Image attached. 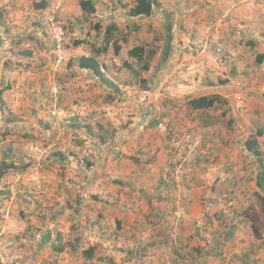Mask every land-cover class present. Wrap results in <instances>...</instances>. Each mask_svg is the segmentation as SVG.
<instances>
[{"label":"rangeland","instance_id":"1","mask_svg":"<svg viewBox=\"0 0 264 264\" xmlns=\"http://www.w3.org/2000/svg\"><path fill=\"white\" fill-rule=\"evenodd\" d=\"M93 1L103 16L115 15L114 19L123 23L113 31V39L126 46L115 58L119 66L109 73L115 81L116 93L109 99L104 98L105 92H95L100 97L99 105L88 108L86 114L72 115L66 122L64 119L69 116L63 118L60 112L50 114L52 109L59 111L58 86L51 84L54 69L51 61L56 50L51 48L45 17L54 13L65 32L63 58L60 62L55 60V68L68 61V53L72 58L79 53L73 41L83 37L88 42L102 43L103 27L112 21H103L99 31L91 28L87 32L88 26L76 27L75 31L71 26L75 20L71 17L80 23L77 19L89 15L80 8L79 0H0V88L11 83L15 93L33 102L25 105L33 118L25 129L26 126L17 127L24 119L13 115L11 107L0 98V159L7 158L14 165L7 171L12 173L11 180L0 187V264H106L109 258L115 264H148V243L160 236V228L155 225L159 220L154 212L147 211L149 201L142 194L150 188L144 182L141 185L146 166L139 165L141 172L137 168L138 174L129 173L128 178L108 173L96 183L92 179L95 166H101L99 160L110 158L107 153L110 150L98 146V137L110 143L120 141L124 146L132 140L139 157L152 154L155 159L169 158L176 165L175 171L192 174L188 189H194L190 205L194 208L187 213L192 215L187 220L189 225L182 226L184 229L189 226L194 236H197L195 229L203 235L215 232L226 247L221 246L222 250L230 247L233 251L239 247L234 242H244L250 233L253 239L264 236V200L262 204L258 196L264 197V191L253 187L259 166L243 143L249 134L247 127L264 128V120L246 112L248 120L240 115L237 118L241 124L237 119L236 128L235 123L227 121L228 117L236 119L231 115L234 111L228 100L209 108L206 114H192L187 105L188 99L198 95L218 93L224 97L223 91L257 89L258 81L248 77L258 67L256 55L264 51V43L260 41L255 46L257 42L252 35L258 31L255 36L259 38L264 33V0H152V12L147 18L129 16L128 9L134 0ZM112 1L118 12L110 5ZM95 21L96 18L91 20ZM227 31L231 36L225 37ZM134 45L156 51L148 69L142 68L145 57L139 62L126 52ZM245 50L249 68L237 82L233 78L231 82L226 75L237 74V59L233 58L243 56ZM229 56L233 59L232 67ZM40 57L34 62L33 58ZM125 61L128 65H124ZM141 78L148 79L145 87L141 86ZM224 79L225 82H220ZM143 89L150 92L142 94ZM232 101L233 109L237 108L240 114L243 106L237 102L246 100ZM39 111L51 116L52 127L40 129L45 120L37 115ZM205 118L209 121H201ZM14 121L17 122L14 128L7 125ZM33 122H41L40 128L35 130ZM214 129L222 137L220 143H212ZM146 138L155 148L158 139L175 147L170 150L172 155L166 156L169 149L161 155L159 148H143ZM50 142L51 150L46 156L29 148L32 144L40 147L41 143ZM134 150L125 155H131L132 159ZM89 160L97 164L87 167ZM128 165L124 168L130 170ZM159 172L162 170L155 167V173ZM223 173L233 179L225 183L215 179ZM214 174L211 180L209 176ZM243 183L244 195L238 196ZM174 189H170L171 193ZM115 199L118 204L110 206ZM119 205L123 209L117 208ZM230 226L234 227V240L223 237ZM55 244L64 245L63 250L57 252ZM89 245L95 246L91 259L81 253ZM140 252L137 257L132 255Z\"/></svg>","mask_w":264,"mask_h":264},{"label":"crops","instance_id":"2","mask_svg":"<svg viewBox=\"0 0 264 264\" xmlns=\"http://www.w3.org/2000/svg\"><path fill=\"white\" fill-rule=\"evenodd\" d=\"M122 1L124 2V0ZM227 2H229V0H227ZM102 3L103 2L101 1V4ZM113 3H115V1H112L110 5L114 9ZM93 4L96 7V11L90 13L89 15H86L87 17L82 18L83 20L77 19V20H80V23L76 22V19L71 17V19L75 20V24L71 25L75 31H78L76 27L81 28V26L83 27L88 26L87 32H89L91 28L96 31H99L100 28H102L101 25L103 24V21L105 20L108 22L112 21L111 23L116 24L118 26L116 30L120 28L119 26L122 25L123 23H120L119 18L115 20L114 19L115 15H112V17L110 18L103 16L104 14L103 11H99V12L97 11L98 10L97 3L93 1ZM117 9H118V6L116 9H114V11L118 12L119 10ZM149 16L150 15L148 16L142 15V16H137V17L147 18ZM132 17L133 16H131V18ZM93 18H96V21L94 23L91 22ZM97 25H99L98 29L96 27ZM109 25H105L103 27L104 28L103 33H105L106 27ZM230 29L232 30V27H230ZM230 31L226 32L225 37L231 36ZM254 32L255 33H252V35L254 36L255 41L257 42L255 46L259 45L260 41L264 43V37H263L264 33L258 38L255 36L258 34L256 33L258 31H254ZM103 35H102V40H103L102 43H100V40L98 41L93 40L91 42H88L86 41V39H83V37L82 38L79 37L80 40H82L80 44L75 45L72 43L73 45H75V47H78L77 52L79 53H75L73 58L70 57L68 53V57L66 56V58H69L68 61H66V63L64 62L60 64L58 68H55V64H56L55 59L51 61V65L53 64L54 66L52 67L54 69H53V72L51 73V84L58 86V93H57L58 104L56 105L59 108V112H60L59 116L62 115L63 118L64 116H69L67 120L64 119V121L66 122L69 121V118L72 117V115L76 116L78 112H81V114H86L88 108L99 105L100 97L95 95V92H105L104 98L110 99L115 96L114 93L116 92L113 91V88H116V85L114 83L115 81L112 79L109 73L113 71L112 70L113 67L119 66V63L118 61H116L115 58L122 54L121 51L123 47H126V46L124 44L120 45V50L118 52L119 54L118 53L116 54L114 52V47L111 44V46L108 45L109 47H107L106 51L99 52L97 54L95 53L94 50L100 46H103L104 41H105ZM230 43L231 42L229 39V45H231ZM234 48L235 47H233L232 49ZM228 49H231V47L229 46ZM71 50L75 51L76 49L73 48ZM247 54L248 52L245 50L243 53V56L238 55L236 58H233V59H237V62H236L237 74L234 72V76H233L227 73L226 76L229 79V81L232 82V78H233L234 81L237 82L239 80L238 78L240 77V74H244L243 71L249 68V65L246 64ZM259 54H262L263 58L260 62L258 61L257 69L255 68L253 70L254 72L253 73L251 72L249 77L247 75L248 78H252L255 81L256 80L258 81L256 84L257 89L251 92L249 91L240 92L241 89L239 91H234V93L229 92V91L222 92L225 99L229 101V105L231 104L230 107L232 106V111H234V113H231V115L233 114V116L236 118V119H232V117L230 118L228 117L227 121L228 122L231 121V123H235L236 128H237V124H236L237 119L240 121V119L237 117L241 115L245 121L246 119L248 120V118H246L247 117L246 115H248L246 114V112H249L250 115H252L255 119L257 118V120L258 119L264 120V51H261V53ZM81 55H85V56L95 55L97 59H99L100 62H102L103 65H105V68L103 69L104 71L103 78L96 76L92 74L90 71H88L87 69L81 68L78 66L77 58ZM33 59H34V62H36L42 58L40 57V58H33ZM233 59L232 57L229 56V64H231V67H232V63L230 61ZM244 61L245 63H242ZM251 67L252 66H250V68ZM256 70H258L257 73H255ZM76 74H78L79 76L76 77L75 76ZM9 85H10L9 88L4 89L0 96L2 100L1 102H4L6 106L8 105V107H11L10 111L13 112V115L22 117L24 119V121L20 123V125H18L17 127L18 128L25 127L26 126L25 124L31 123L33 121L31 112L29 111V109L25 107V105L29 106L31 105L30 103H33V102L31 101L30 98H26V99L23 98L24 95H22L21 93L20 94L15 93L13 91V87L11 86V83H9ZM94 85H98L97 89L94 88ZM258 89L259 91H257ZM117 98H120V97L118 96ZM250 98L252 99V102H250L251 101ZM232 100H246L245 102L242 101L241 103L237 102V104H239L240 106H243L239 110L241 111L240 114H237L236 112L237 108H235L236 110L233 109L234 102ZM19 106H21V108H18ZM189 111L192 114H197L198 112H200L198 110H193L191 108H189ZM37 115L39 117H42L45 121H42L44 122L42 124V128H40L41 122L37 124L33 122L32 126H34L35 130L37 127L42 130L47 125L52 127L51 116L47 115L46 112H42V111H39ZM53 120L55 123L56 120L55 119ZM47 121L50 122V124H48ZM201 121L208 122L205 119H202ZM240 124H241V121L239 125ZM5 125L6 123L4 124V126ZM7 125L14 128L15 125H17V122L16 121L9 122ZM25 129H27V126ZM247 129L249 130V133L254 132V130L256 131L258 129L263 130L262 134L258 136V140L260 141L261 144L264 143V128L260 127V128L253 130V128L247 127ZM212 132L215 133V137H211L212 143H220L222 137L217 136L218 135L217 129H214L213 131H211V133ZM222 136L225 137L224 135ZM216 138H218L220 141L219 142L216 141ZM245 139L246 138H244L243 143ZM133 142L139 143L134 139H133ZM144 142L145 143H142L144 144L143 148H149V149L151 147L155 148V146L152 144V141H150V139L146 138ZM97 143L99 147L101 148L106 147L108 148V150H110L109 152H107L109 153L110 158L107 160L105 159L99 160V163H102L100 164L101 166L99 165L95 166L96 169H94V171L92 172V179H94L96 183L104 179L105 175H107L108 173L113 174V172H116L117 175H122L123 177L128 178L130 177L129 173L131 175L138 174L136 170L138 168L140 171L139 165L146 166V170L144 171L145 175L144 177L141 178L142 179L141 185L143 186V182H144V186H148L150 188L144 187L146 189L142 192V194L145 200L149 201L148 202L149 204L147 203V206H148L147 211L149 212V214L154 212V215L157 216L156 220H159L158 222H156L155 225H158V227L160 228L159 237H155L153 241L149 238L150 239V242L148 243L149 252L147 253V257H146L148 264H172V261H173V264H249V260L255 257L256 258L253 264H264V236L258 237V238L256 237L253 239V234L250 233L248 236L246 235L247 238L244 240V242L242 243H239L238 241L234 242V243H237L239 247L238 249L235 248L234 249L235 251H233L231 250L230 247L228 250H222L221 246H223V248H226V247L220 241L221 236L220 237L216 236L215 232H212L209 235H203V233L198 232L195 229L197 236H194V234L191 233L189 226H188L189 228L187 227V229H184L182 224L184 226L189 225L187 220H189L190 217L192 218V215H188L187 213L190 211V209L194 208L190 206L192 205L194 201L193 195H191L194 189L193 188L188 189L190 188L192 184L191 183L192 174H189V175L180 174L179 171H175L177 168L172 169L170 166L171 161L169 158L168 160L162 157L155 159L154 157H151L152 154L148 157H145V155H143L142 157H139L138 155H136L137 153V150L135 149L136 144H133V146L131 144L132 140H130L127 143L129 145L124 146L123 143H121L120 141H115L113 143H110L105 140L101 141L98 137ZM156 143H158V145L155 144L156 145L155 149L159 148L158 153H161V155L162 153L165 152V149L166 150L169 149L166 154L167 156L170 153V150L172 148H175V147H171V145L169 147V145L165 143L164 140L158 139L156 140ZM140 147H141V144H140ZM261 148L264 150L263 144ZM133 150H134V156L131 157L132 159H130L131 155H128L127 157L125 154L129 152H133ZM38 157H40V155H38ZM153 162L155 163V167L158 170H162V172L155 173V167H154ZM127 163H129L128 167L130 170L124 168V165ZM95 164H97V162H95ZM169 166H170V169H169ZM258 166H259V162H258ZM166 168L168 170L163 172V170ZM259 169H260V166H259ZM11 174L12 173L10 172H6L4 176L1 177L2 181L0 183V187H2L1 184H4V182H9V180H11L10 179V177H12ZM216 174H214L213 176H209L210 179L213 180ZM256 175L257 173L255 174L253 187L259 190V188L256 185V180H257ZM215 179H218L219 181L222 180L225 183L233 178L228 173H223L220 175V177H216ZM185 180H186V183H183ZM10 186L12 185H10L9 183V187ZM9 187L5 186V188H9ZM173 188H176V189H174L173 192L171 193L170 189H173ZM137 190L138 191L142 190V188H139V189L137 188ZM237 195L238 196L244 195V183L240 185ZM117 202H118V199H115L113 203L110 202V206L111 204H113L114 206ZM120 205L117 208L123 209V207H120ZM155 207H159V208H157L155 211H152V209ZM228 209L230 208L228 207ZM233 210L234 209H231V212ZM170 219H173V220H170ZM240 223L244 224V221H241ZM161 227H164L165 230H163V228ZM173 231L176 232L175 235ZM239 235L242 236L243 239L245 238V235H241V234ZM210 238H212L213 241H210ZM232 239L234 240V237ZM216 243H218L220 246L218 247L220 250L219 254L213 253V246ZM195 249H198V252ZM253 249L255 250V254L253 253ZM225 251H228V252L225 253Z\"/></svg>","mask_w":264,"mask_h":264},{"label":"trees","instance_id":"3","mask_svg":"<svg viewBox=\"0 0 264 264\" xmlns=\"http://www.w3.org/2000/svg\"><path fill=\"white\" fill-rule=\"evenodd\" d=\"M153 1L152 0H134V4H132L130 6V8L128 9V14L131 16H148L151 14L152 12V8H153ZM79 5L80 8L86 12L87 14H90L92 12L96 11V7L93 4L92 0H79ZM45 6V5H44ZM63 28V25H61ZM97 29L99 28V25L96 26ZM118 28V26L114 23H111L109 26L106 27L105 33H104V44L103 46H100L98 48H96L94 51L95 53H99V52H103L106 51L107 46H108V42L110 40H112V45L114 47V52L117 53L120 50V45L117 43L116 39H113V34H114V30H116ZM64 29V28H63ZM49 31V30H48ZM82 42V40L77 39L75 41H73V44L78 45ZM51 48L52 45H51ZM155 50L154 49H149L146 50L144 45H134L133 47H131L127 53L129 56L136 58L137 61H141L143 57H145V61H144V65L142 66L143 69H148L149 68V63H150V59L152 58V56L155 54ZM27 53H30V51H27ZM263 58L262 54H258L256 56V60L257 61H261ZM77 64L79 67L81 68H85L88 71H90L92 74L99 76L101 78H103L104 75V71L103 69L105 68V65H103L102 62H100L99 59H97V57L95 55H81L77 58ZM124 65H128L127 61L124 62ZM148 79L146 78H141V86H146ZM226 80H221L220 82H225ZM9 84L7 83L5 85V87H1L0 88V96L3 92L4 89L9 88ZM225 97H222L220 94L218 93H210V94H203V95H198L195 97H191L190 99L187 100V105L193 109V110H198L200 112V114L204 113L206 114L209 108H214L215 106H217V104L224 102L226 99H224ZM225 111H222V114H224ZM205 120L209 121V119ZM47 129L49 128V126H46ZM263 130L258 129L252 133H249L244 141V145L245 148L251 152L255 158L257 159V161L259 162V166L260 169L257 172V180H256V185L259 189H262L264 191V150L261 148L262 144L260 143V141L258 140V136H260L262 134ZM99 139L101 140H105L103 137H99ZM171 154V153H170ZM172 155V154H171ZM95 161L93 160H89L86 163L87 167H91L94 164ZM171 168H176L175 163H170ZM169 166V169H170ZM14 167L12 161H8L7 159H0V179L1 177L4 176V174L10 170V168ZM260 197V199L262 200V204H263V200L264 197L263 195H258ZM218 217V215H217ZM216 217V218H217ZM251 227L253 232L256 234L257 230L255 229L253 223H251ZM236 228V227H235ZM234 227L230 226V228H227V231L224 232V239H232L233 238V232ZM219 244L216 243L213 246V253L219 254L220 250L218 248ZM64 245H53V248H56V251H62L63 250ZM199 249V248H198ZM198 249L197 250L198 252ZM200 250V249H199ZM82 255L84 257H86L87 259H91L94 257L95 254V246L93 245H89L87 247H85L82 251H81ZM131 253V252H130ZM142 252L137 253V254H132L134 256H139ZM253 253L255 254V250L253 249ZM198 254V253H197ZM106 264H115V262L113 261L112 258H109L108 263Z\"/></svg>","mask_w":264,"mask_h":264},{"label":"built area","instance_id":"4","mask_svg":"<svg viewBox=\"0 0 264 264\" xmlns=\"http://www.w3.org/2000/svg\"><path fill=\"white\" fill-rule=\"evenodd\" d=\"M45 24L47 25L49 31H48V36L51 39L52 38V45L53 49L56 51L54 52L55 54V60L60 62L62 60L63 55L61 53V49L64 46V41H65V32L61 26V23L57 20V17L54 13H48L45 17ZM149 90L143 89L141 90L142 94L149 93ZM59 111H56L52 109L50 111V114L55 115L58 114ZM195 140V139H194ZM54 144V143H53ZM55 145V144H54ZM31 150H37L44 154L46 156V153L51 150V142L50 143H41L40 147L32 144L29 147Z\"/></svg>","mask_w":264,"mask_h":264},{"label":"clouds","instance_id":"5","mask_svg":"<svg viewBox=\"0 0 264 264\" xmlns=\"http://www.w3.org/2000/svg\"><path fill=\"white\" fill-rule=\"evenodd\" d=\"M51 41H52V39H51ZM51 45H52V43H51ZM52 47H53V45H52Z\"/></svg>","mask_w":264,"mask_h":264}]
</instances>
